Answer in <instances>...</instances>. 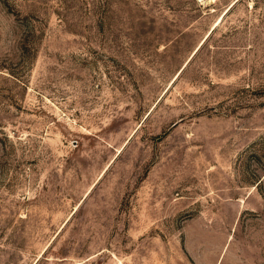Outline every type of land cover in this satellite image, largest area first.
<instances>
[{
	"label": "rangeland",
	"instance_id": "obj_1",
	"mask_svg": "<svg viewBox=\"0 0 264 264\" xmlns=\"http://www.w3.org/2000/svg\"><path fill=\"white\" fill-rule=\"evenodd\" d=\"M0 264H264V0H0Z\"/></svg>",
	"mask_w": 264,
	"mask_h": 264
},
{
	"label": "bare ground",
	"instance_id": "obj_2",
	"mask_svg": "<svg viewBox=\"0 0 264 264\" xmlns=\"http://www.w3.org/2000/svg\"><path fill=\"white\" fill-rule=\"evenodd\" d=\"M222 19H223V17H222ZM220 20H221V19H220ZM220 20H219V21H220ZM217 23H218V22H217ZM218 24H219V23H218Z\"/></svg>",
	"mask_w": 264,
	"mask_h": 264
}]
</instances>
